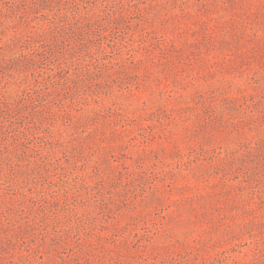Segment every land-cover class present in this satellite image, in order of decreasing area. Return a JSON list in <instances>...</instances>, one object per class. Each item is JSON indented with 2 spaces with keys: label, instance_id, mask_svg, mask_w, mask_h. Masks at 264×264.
Segmentation results:
<instances>
[{
  "label": "rangeland",
  "instance_id": "rangeland-1",
  "mask_svg": "<svg viewBox=\"0 0 264 264\" xmlns=\"http://www.w3.org/2000/svg\"><path fill=\"white\" fill-rule=\"evenodd\" d=\"M0 264H264V0H0Z\"/></svg>",
  "mask_w": 264,
  "mask_h": 264
}]
</instances>
